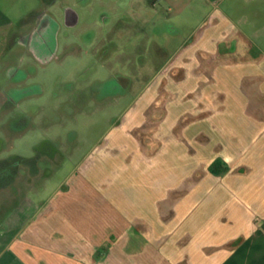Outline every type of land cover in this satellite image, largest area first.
Returning <instances> with one entry per match:
<instances>
[{"label": "crops", "instance_id": "1", "mask_svg": "<svg viewBox=\"0 0 264 264\" xmlns=\"http://www.w3.org/2000/svg\"><path fill=\"white\" fill-rule=\"evenodd\" d=\"M28 2L0 0V102L12 100L14 56L39 55L28 37L43 8ZM127 3L167 22L160 49L174 52L147 66L153 83L162 77L148 98L163 102L145 127L116 117L70 172L56 175L63 154L40 187L12 171L37 156L0 157V264H264V0ZM175 88L200 101L194 125L170 119Z\"/></svg>", "mask_w": 264, "mask_h": 264}, {"label": "rangeland", "instance_id": "2", "mask_svg": "<svg viewBox=\"0 0 264 264\" xmlns=\"http://www.w3.org/2000/svg\"><path fill=\"white\" fill-rule=\"evenodd\" d=\"M50 1L28 2L29 7L36 4L43 8V17L49 15L59 25L56 34L48 38H51L50 50L48 53L38 50V58L30 53L14 56L22 67L13 68L11 78L7 75L4 85H10L12 100L0 102L5 109L0 112V157H38L12 170L17 177L23 172L22 179H26L28 188L42 186L64 154L63 163L56 171V175L63 178L91 147L101 142L103 132L116 117H119V124L127 119L128 124L145 127L149 109L155 102L156 107L163 102L148 98V94L161 92L155 83L162 77L153 83L152 69L147 66L153 62L163 64L174 52L161 51L160 45L170 37L162 32L167 22L152 19L146 6L139 17L132 13L133 3L119 5V0H54L48 3ZM67 11L74 13L73 23L66 22ZM14 37H7V42L11 39L15 43ZM235 38L241 46L246 41L242 35ZM11 42L7 46H11ZM171 42L173 46L170 47H175L176 42ZM28 47L34 49L31 43ZM237 70L242 73L244 69ZM208 85L203 86L204 90L201 88L204 96L205 92L212 91V86ZM20 86L23 92H28L22 99H18ZM227 86L219 84L223 91H228ZM170 91L173 92L170 119L194 125V108L200 101L194 97L180 98L178 88ZM118 93L119 100H116ZM203 102L210 106L213 101L209 98ZM184 107L192 110L188 116L181 112ZM48 139L56 140L63 153L45 144ZM39 144L41 148L35 150ZM244 149L236 148L238 154ZM72 150V154L67 153ZM20 185L18 180L17 186Z\"/></svg>", "mask_w": 264, "mask_h": 264}, {"label": "flooded vegetation", "instance_id": "3", "mask_svg": "<svg viewBox=\"0 0 264 264\" xmlns=\"http://www.w3.org/2000/svg\"><path fill=\"white\" fill-rule=\"evenodd\" d=\"M74 13L71 11L66 12V22L67 23H73L74 20ZM59 25L58 23L49 17H42L39 20L38 27L32 35L28 37V43H31L33 47L38 51H42L45 53H48L50 40L48 39L51 35L56 34V31L58 30ZM54 41V40H53ZM53 47V46H51ZM50 47V48H51ZM38 51V52H39Z\"/></svg>", "mask_w": 264, "mask_h": 264}]
</instances>
